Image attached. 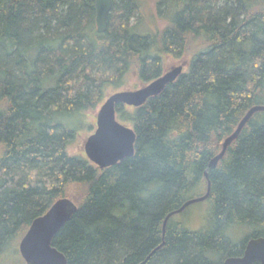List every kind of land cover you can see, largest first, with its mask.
I'll use <instances>...</instances> for the list:
<instances>
[{
    "label": "trees",
    "instance_id": "obj_1",
    "mask_svg": "<svg viewBox=\"0 0 264 264\" xmlns=\"http://www.w3.org/2000/svg\"><path fill=\"white\" fill-rule=\"evenodd\" d=\"M162 6L166 26L142 33L140 0H112L98 32L94 0H0V264L60 197L77 204L52 239L67 264H216L242 251L233 226L250 227L246 239L263 232L264 110L208 163L247 110L264 104V0ZM185 55L186 68L158 94L116 104L134 129L133 155L99 168L70 152L69 118L95 110L108 86L130 76L147 83L164 57ZM208 180L206 226L174 220L190 204L163 232L165 216L203 195Z\"/></svg>",
    "mask_w": 264,
    "mask_h": 264
},
{
    "label": "water",
    "instance_id": "obj_2",
    "mask_svg": "<svg viewBox=\"0 0 264 264\" xmlns=\"http://www.w3.org/2000/svg\"><path fill=\"white\" fill-rule=\"evenodd\" d=\"M111 6L112 0H94L95 25L98 32L106 30L107 16ZM183 67L184 63L181 62L137 88L120 89L107 95L96 112L95 129L83 142L82 149L87 158L99 168H104L133 155L135 132L131 126L117 118L116 104L142 105L149 97L162 91L167 83L174 81L183 71ZM260 110H264V104L254 105L247 110L234 131L224 139L220 151L210 159L208 167L212 168L216 165L227 146L238 136L251 115ZM205 176L207 177V172ZM208 194L209 180L203 195L186 200L179 208L165 216L163 232L172 214L182 211L192 203L204 200ZM76 210L77 204L72 198L60 197L43 214L31 221L18 243V250L25 264H67L65 255L52 245V239ZM255 260L264 264V237L251 238L242 256L228 257L221 264H252Z\"/></svg>",
    "mask_w": 264,
    "mask_h": 264
},
{
    "label": "rangeland",
    "instance_id": "obj_3",
    "mask_svg": "<svg viewBox=\"0 0 264 264\" xmlns=\"http://www.w3.org/2000/svg\"><path fill=\"white\" fill-rule=\"evenodd\" d=\"M157 1L158 0H140V20L137 30L142 33H156L163 29L166 24L168 23L169 15L167 14L166 8L160 7L157 8ZM164 10V12L162 11ZM166 11V12H165ZM173 12V11H172ZM170 13V17L171 14ZM133 23V20H131ZM190 56L185 55L182 58H170L164 57L162 59L164 71L168 70L171 66L177 65L181 62L186 63L188 62ZM186 67H184L185 69ZM163 71V72H164ZM141 85V82L138 81L137 78L130 76L128 80L122 83L118 87L108 86L105 90V96L109 95L113 91L120 90V89H134ZM104 96V97H105ZM100 104L95 110H88L84 114L76 115L71 117L67 120L70 126L74 127L76 130V137L72 141L71 151L70 145L68 150L72 152H78L83 154L84 151L82 149L83 142L85 138L93 132L95 129L96 123V112L99 108ZM1 154V149H0ZM85 154V153H84ZM211 207L210 200H201L195 202L194 204L190 205L185 213L182 214L180 217L175 216L174 220H180L183 226H187L189 229L197 230L204 226L208 221V212ZM250 231L248 227L235 225L231 229H229V235L234 240H241L243 237ZM22 236V235H21ZM21 236H16L13 244L11 243L9 247V251L7 256H5L4 260L2 261L3 264H24L23 260L18 252V243Z\"/></svg>",
    "mask_w": 264,
    "mask_h": 264
},
{
    "label": "flooded vegetation",
    "instance_id": "obj_4",
    "mask_svg": "<svg viewBox=\"0 0 264 264\" xmlns=\"http://www.w3.org/2000/svg\"><path fill=\"white\" fill-rule=\"evenodd\" d=\"M219 162V161H218ZM218 162L216 163V165L218 164ZM215 165V166H216ZM214 166V167H215ZM213 168V167H212ZM245 227H247V226H245ZM248 229H250V231L243 237V239H241V240H234L235 241V243H242L243 244V246H242V251H241V253L239 254V255H232V256H229V255H226V256H223V257H220V258H217V257H215L214 259H215V262H216V264H221L226 258H228V257H240V256H242L243 254H244V251H245V249H246V246L248 245V241L251 239V238H257V237H264V230H263V232H261V233H259L258 235H256V236H251V237H248L247 239H246V236H248L249 234H251V228L250 227H248ZM244 240V241H243ZM252 264H261V261H259V260H255V261H253L252 262Z\"/></svg>",
    "mask_w": 264,
    "mask_h": 264
},
{
    "label": "bare ground",
    "instance_id": "obj_5",
    "mask_svg": "<svg viewBox=\"0 0 264 264\" xmlns=\"http://www.w3.org/2000/svg\"><path fill=\"white\" fill-rule=\"evenodd\" d=\"M262 111V110H261Z\"/></svg>",
    "mask_w": 264,
    "mask_h": 264
}]
</instances>
